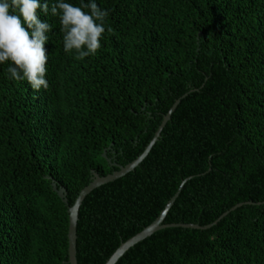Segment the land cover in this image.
Returning <instances> with one entry per match:
<instances>
[{"label":"trees","instance_id":"trees-1","mask_svg":"<svg viewBox=\"0 0 264 264\" xmlns=\"http://www.w3.org/2000/svg\"><path fill=\"white\" fill-rule=\"evenodd\" d=\"M95 3L106 31L83 60L64 51L60 15L38 12L46 90L0 64V264H69V205L92 170L140 155L177 99L142 161L82 200L78 264H104L178 190L163 223L228 212L160 229L115 264H264V0Z\"/></svg>","mask_w":264,"mask_h":264},{"label":"clouds","instance_id":"clouds-1","mask_svg":"<svg viewBox=\"0 0 264 264\" xmlns=\"http://www.w3.org/2000/svg\"><path fill=\"white\" fill-rule=\"evenodd\" d=\"M38 12L60 15L64 51L71 53L75 50L78 60L95 55L101 48V38L106 31L105 21L109 16V12L98 7L95 0L82 3V6L57 0L51 8L49 0L43 3L41 0H0V64L11 61L14 66L8 67V78L26 80L35 91L49 87L45 78L48 56L44 45L48 40L45 33L52 29L49 23L38 18ZM107 32L113 33V29L109 26Z\"/></svg>","mask_w":264,"mask_h":264},{"label":"water","instance_id":"water-1","mask_svg":"<svg viewBox=\"0 0 264 264\" xmlns=\"http://www.w3.org/2000/svg\"><path fill=\"white\" fill-rule=\"evenodd\" d=\"M180 99H177L176 102L172 105V107L168 110V112L164 115L161 124L158 126L157 130L155 131L153 137L151 138L150 142L146 145L144 150L140 155H138L134 160L130 161L126 165H119V169L106 174L100 175L98 172L92 170V178L91 181L85 185L78 193L77 197L75 198L72 205L68 208L69 213V226H68V263L69 264H78L77 256H76V224L78 220V210L82 203L84 197L94 188L110 182L118 177L125 175L127 172L133 170L147 155L153 144L157 141L162 128L164 127L165 123L170 119L172 112L174 111L177 103ZM105 154V153H104ZM103 154V155H104ZM52 187L57 192V194L62 198V200L67 203L66 190L63 187H58L55 181H52ZM179 190L170 198L166 206L162 209L160 214L152 221L150 224L145 226L142 230L128 238L127 240L120 243V245L115 249V251L111 254V256L106 260L104 264H115L117 260L134 244L141 241L142 239L146 238L147 236L151 235L152 233L166 228V227H188V228H196V229H205L210 227L212 224L216 223L221 216L225 215L228 211L220 216L216 221L211 224L207 225H200L198 223H163V220L175 201ZM243 203H239L236 206L232 207L230 210L235 209L237 206L242 205Z\"/></svg>","mask_w":264,"mask_h":264}]
</instances>
